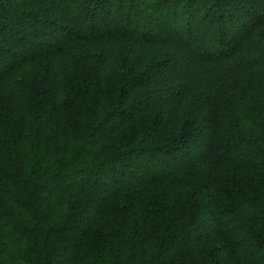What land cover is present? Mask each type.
<instances>
[{
	"label": "trees",
	"instance_id": "trees-1",
	"mask_svg": "<svg viewBox=\"0 0 264 264\" xmlns=\"http://www.w3.org/2000/svg\"><path fill=\"white\" fill-rule=\"evenodd\" d=\"M263 23L264 0H0V264H264V48L216 71Z\"/></svg>",
	"mask_w": 264,
	"mask_h": 264
},
{
	"label": "rangeland",
	"instance_id": "rangeland-1",
	"mask_svg": "<svg viewBox=\"0 0 264 264\" xmlns=\"http://www.w3.org/2000/svg\"><path fill=\"white\" fill-rule=\"evenodd\" d=\"M246 45H245V50L242 51H237L235 52L233 56V60L230 62H226L223 64H219L218 67L216 68V71H219L221 73H224L225 71H229L231 68L233 69V72H236L239 77L242 79L243 77L246 78L247 76H250L251 73V67L246 65V63L254 56H258L259 52L261 51L262 48H264V23L261 25V27L254 32H252L251 36H248L246 38ZM123 44L128 45L130 44L129 41H122ZM124 45V46H125ZM134 52V51H132ZM123 54L120 53V55ZM125 54V53H124ZM123 54V55H124ZM207 67L203 64H198V67L196 70L197 71V76L195 77L196 83L199 84L200 81L204 79V77H210L214 72L209 71V69H206ZM253 74L256 75V77H262L263 72H258L254 71ZM208 83H203L198 86H204L206 87ZM211 85V86H210ZM210 89H214V83H210Z\"/></svg>",
	"mask_w": 264,
	"mask_h": 264
}]
</instances>
